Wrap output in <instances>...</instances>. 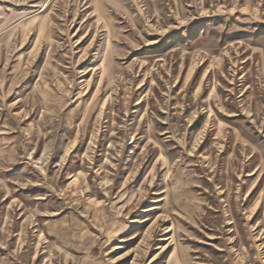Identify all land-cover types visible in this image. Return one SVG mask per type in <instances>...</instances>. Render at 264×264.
<instances>
[{
  "label": "rangeland",
  "instance_id": "obj_1",
  "mask_svg": "<svg viewBox=\"0 0 264 264\" xmlns=\"http://www.w3.org/2000/svg\"><path fill=\"white\" fill-rule=\"evenodd\" d=\"M0 264H264V0H0Z\"/></svg>",
  "mask_w": 264,
  "mask_h": 264
}]
</instances>
